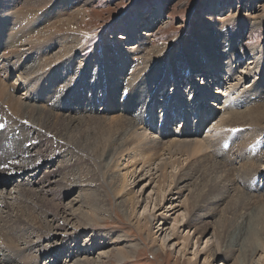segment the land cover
Masks as SVG:
<instances>
[{
    "label": "rangeland",
    "instance_id": "374dc122",
    "mask_svg": "<svg viewBox=\"0 0 264 264\" xmlns=\"http://www.w3.org/2000/svg\"><path fill=\"white\" fill-rule=\"evenodd\" d=\"M25 1L27 0H19L17 8L28 12L33 8L27 6ZM66 1L69 3L66 8H62L64 10L62 12L63 17L67 16L69 18L68 15L74 16L75 14L72 15V13L80 12L77 15L78 18H74V21L71 20V24H63L65 26L69 25L70 27L67 28L73 32H65L64 29L66 27H53V24L49 23L53 20H48L47 23L41 21L37 23L38 30L48 32L50 35L57 33V35L55 34L57 37L51 41L52 43L41 45V47L43 46V48L45 47L48 50L50 58L57 60V56L63 51V45L68 40H73L72 42L77 47L70 57H65L63 62L61 60L56 64L58 68L56 67L57 72H55V75H58V77L53 84L57 82L55 85L59 88V95L57 94L55 98L49 100V97L44 98L38 94L42 84L40 80L41 73L31 76L26 84L21 83L19 80L18 75L25 76L27 70L35 65V60L40 55L38 50H31L30 46V44L36 43L35 39L39 36H37V33H35L36 36L33 35V39L28 37L26 38V42L23 43L25 47L21 48V53L25 54V57L22 61H18L10 55L0 58V79H3L7 84H16L13 94L17 99L22 101L21 104L26 102V104H35L39 107L46 105L54 106L58 103L63 105L65 94L69 91L68 94L71 95V98H77L79 101L82 100L80 101L81 104H74L75 101L70 111L76 110L82 113L86 112L90 106H93L97 114H90V117L107 118V121L102 123L104 126L97 127V125H93L94 131L98 129L95 132L98 136L102 131L109 129L111 125L113 127L111 123L112 119L123 117L121 115L125 117L130 111H134V109L128 108L125 104L130 99L128 93L131 89V82L136 79L142 85L138 84L135 88L141 92L143 91L145 99V104L143 105L145 107L144 109L141 108L142 106L139 107V110L136 112L137 115H140L139 113L142 114V111L151 102H153L154 106L155 100L153 98L159 101L157 102L159 104L156 103L152 111H150L151 113L149 112V116L153 113L152 118L149 121L146 120L148 122H145L148 129L146 136L148 137L149 135V138L145 137L144 140L142 139L143 141H156L162 135H165L162 133L164 130L163 122L170 117L172 118L169 126L170 130L182 131L187 128L184 126L185 122L183 119L179 117L184 110H186L187 115L191 118V122H198L196 112L198 113V110H200L198 106L203 104L207 117L204 120V127L197 132V137L203 141L207 140V142L215 141L218 134L223 131L222 125H220L223 117L226 118L231 113L247 111V108L253 107L252 103L256 97H254L252 89L256 86L259 78L264 79V23H262L264 21V0ZM58 2L59 0H52L49 6L38 9L34 18H43L52 6L58 7ZM214 8H216L215 13H212ZM51 16L52 14L47 16L46 19ZM210 21H212V25H210ZM209 25L213 32H206L202 41L201 33H204L206 31L204 28ZM47 26L48 29L46 28ZM73 37H75V40ZM216 37L217 40L213 39ZM211 42L215 43L214 45L217 47V51L214 54H217V61L222 65H227L228 61L224 60L226 58L225 53L236 43L235 47L239 55L236 64L238 69H234L235 75H233V78L228 77L229 75L225 76L227 71L224 70L229 69L223 68L220 70L219 82L215 86L211 85L210 88L213 90L212 92H217V88H220L218 90L219 94L215 96L209 92L207 94L203 87L200 89L195 85L192 88L196 90V93L194 91L191 93L188 85H185L188 84L189 80L198 76L197 70L193 68L194 71H192V67L201 66L205 69L208 67L209 62H215L213 54L210 52L211 49L209 50L208 47ZM138 48L139 50H137ZM258 48H263L262 53H259L258 56L251 54L252 50ZM5 54L7 55L6 52ZM119 60H121L120 64L117 63ZM251 62H253L252 65H250ZM256 65L257 69H254ZM110 66L112 69H110ZM153 69L155 70L153 71ZM253 69L254 71L251 72ZM174 75L186 83L182 82L183 85L179 88L181 89L179 95H185L187 98L180 100L181 102L185 101L184 103L182 102L183 104L180 101L176 102L175 98H173L175 92H173L174 88L170 84L174 85L178 83L174 79ZM191 75L194 76L191 77ZM149 77L150 80L146 84L145 82ZM207 77L209 78L210 76L208 75ZM37 78L39 81H36ZM108 81H117L118 86L111 89L109 86L110 82L109 85L106 84ZM201 82H203V79ZM169 85L171 88H169L170 92L168 93V90L164 88ZM159 88L163 92L157 94ZM111 90L113 92L115 90L114 95L119 100V107L112 114L107 111L105 103L108 92L110 93ZM48 92L52 93L53 90L49 88ZM200 94L203 95L205 103L202 101ZM101 97L102 99H99ZM196 97H198L199 101H197L200 103L192 101ZM164 98L169 102L168 107L163 106L164 103L162 104ZM85 103L90 106L87 107ZM177 103L178 106L175 109ZM169 109H174L179 114L176 115V112ZM0 112L3 111L0 109ZM1 114L9 118V125L5 128L1 127L0 131L3 132L0 134L6 135L8 140H12L14 137L19 138L22 143L24 138L15 124V121L21 122L18 111L14 115H12L11 111ZM84 114L81 117L89 116V114ZM26 116V120H23L21 123L27 127H29V123L31 122L38 129L42 126V122H35L33 117L30 115ZM65 116L70 118V116L76 115L72 112H67ZM143 116L146 117L147 113H144ZM1 119L0 117V121ZM152 121L154 122L153 124L151 123ZM107 126L109 127L107 128ZM187 126L191 127L190 123ZM94 128L97 129L95 130ZM245 129L247 127L238 128L236 130H240L239 132L241 133H233L225 138L224 143L227 147L223 152L224 157H226L225 152L228 151L229 154L233 152L236 144H242L243 140L240 137L245 136ZM14 130L16 131L12 133ZM142 132V130L139 131V133ZM15 133L17 136H15ZM174 134H166L167 139L165 142L172 139ZM67 136V134H64L65 138ZM42 138L35 136L32 142L26 144L25 150L34 152L35 148L43 143L41 148L29 155V158L26 155V157H22L21 152L17 150L20 160L37 159L40 156L35 161L36 165L31 169L35 170V173H28L26 171L17 172L5 155L2 158L6 159L7 164L3 162L0 166V227H5L6 225L5 228L12 229L15 225L10 223L9 215L21 217L20 219L25 223V225H22V229L25 231L23 234L25 238L19 244L21 249L27 248L28 245H30L29 248L33 246L31 251L35 257L32 256V258H35L39 264H78L86 260L94 264L226 263L221 256L215 258V252L213 256L208 258L209 254L205 250L207 239H210L213 235L219 237L224 232L219 220L220 215L215 219H207L208 232L201 238L200 242L201 249H204L203 253L194 255L198 247L195 248L194 240L188 248H185L184 235L190 230V236L193 238L194 232L192 229L183 226L186 223V219L182 220V210L180 208L174 210V206L180 205L187 193H184L180 199H178L177 195L167 199L168 193L174 188V184L169 188L168 184H170L171 180H168L165 184V189L168 191L166 198L162 201L161 206L156 208L153 205L157 198V193L153 191L156 184L148 185L149 187L146 190L143 189V186L148 181L145 179L140 183L138 182L139 178L137 179V177L143 171L140 169L142 166L139 164V171L137 170L136 176L131 174L135 169L133 165L137 164V162L140 163L141 160H135L136 162H130L128 159L126 161L123 160L121 165H113V169H110L112 167L110 165L106 169L103 167V159H98L92 151H90L92 153L91 158L90 156L83 157V154L79 153L76 149V151L73 149H58V140L54 142V144L56 143V146H54L51 143H45L48 140L51 141V139ZM55 139H59L58 136ZM109 139L111 140L112 137H109ZM258 139L263 143V147L259 149V152L261 153V160L263 162L261 168L264 170V131ZM94 143L97 145L96 142ZM5 146L10 148V141H7ZM60 152L62 153L58 155ZM71 154L81 156L85 164L82 165V162L75 165L74 159L71 160L69 157ZM180 160H183V158ZM8 165L13 169L11 173L14 174H11V176L5 173L8 170L6 169ZM64 166H68L69 169L58 173V170ZM152 168L154 169V166ZM128 172L130 174L128 175L129 178H127L126 191L133 193L139 199V204L136 206V211L131 221L121 213L120 207L117 205L119 201L113 192L114 187L121 184ZM168 172L170 173L171 169H168ZM154 173L155 171L152 172V174ZM58 181L60 183L64 182V186L72 190L71 193L63 195V206L58 202V197H54L46 188L49 186L48 184H58ZM258 183L264 190L263 176L258 179ZM27 187L36 190L38 193L44 192L49 203H42L40 205L41 209L37 208L35 202L34 204H31V201L26 203L22 197L21 190ZM43 189L46 190L42 191ZM86 192L99 196L98 201L96 200L98 202L97 205L92 209H88L83 202ZM172 195H175V193ZM4 202L9 206V215L7 213L8 210L2 208ZM27 204L32 206L34 210L37 209L45 213V216L41 215L40 218H42L41 220L45 224L47 233H43L38 228L36 221L28 216L27 211V215H21L22 213L19 210L27 207ZM57 208L59 209L57 210ZM87 212L95 217V219H90V216H87ZM83 214L86 216H83ZM177 216L180 217L179 223L174 222ZM216 221H218V227L215 226ZM27 223H29V226H27ZM139 227L142 228L140 229ZM165 232L170 235L169 238L164 237ZM48 233L53 237L51 241L40 239L43 234L46 235ZM69 237L73 238L70 239ZM213 243L214 240H211L208 246L212 248L214 246ZM4 255H8L7 257L12 259L11 264H26L25 261L20 260L16 253L11 250L0 252V258H3ZM236 256H238L237 252L232 253L233 260ZM261 259H264V254L262 253L258 255L254 264H262V262L258 261ZM233 260L228 264H234Z\"/></svg>",
    "mask_w": 264,
    "mask_h": 264
},
{
    "label": "bare ground",
    "instance_id": "6f19581e",
    "mask_svg": "<svg viewBox=\"0 0 264 264\" xmlns=\"http://www.w3.org/2000/svg\"><path fill=\"white\" fill-rule=\"evenodd\" d=\"M18 1L19 0H17V2H15V0H0V58L8 57L10 55L18 61H22V59L25 57V54L21 53V48L25 47L23 43L26 42V38L28 37L33 39V37L36 36L35 33H37V36H39L36 37L37 39H35L36 43L34 42L35 44H30L31 50L36 49L40 53L39 57L37 58V60H35L34 63L35 65L37 64V66L35 67L34 65L33 67L29 68L25 73V76L19 74L18 77L21 83L26 84L27 81L30 80L31 76L41 73L40 80L42 84L41 89L39 90L40 92L38 91V94L41 97H49V100H52L57 94L59 95V88L55 85L57 82L53 84V82L58 77V75H55V72H57L58 68L56 64L61 60L63 62L65 57H70L71 53L74 52L77 47L72 42L73 40H68V42L63 45V51L57 56V60H55L54 58H50L48 50L45 47L43 48V46L41 47V45L52 43L51 41L55 40V38L57 37V33H55L56 35H50L48 32L38 30L37 23L39 21L47 23L48 20H53L52 22H49L53 24V27H66L64 29L65 32H73L71 29L70 31L67 28L70 27L69 25L65 26L63 24H71L72 21H74V18H78L77 15H79L80 12L72 13V15L75 14L74 16L68 15L70 19L67 18V16L63 17V9L66 8L69 2L66 0H59L57 4L58 7L52 6L50 9L51 11L49 10V12H47V14L43 16V18L45 19H43L42 17L37 19L34 18V16H36L38 9L49 6L52 0H27L25 1V4L33 8L28 12H24L23 10H19L17 8V4L19 3ZM59 9L61 10L56 11ZM215 9L216 8L213 9L212 13H215ZM50 14H52V16L46 19ZM211 22L212 21H210V25H212ZM262 23H264V21ZM210 25L204 28L206 30L204 31V33H201L202 41L204 40V34L206 32L212 31L210 29ZM48 26L46 27L47 29ZM73 39L75 40V37H73ZM213 39L217 40V37ZM214 44L215 43L211 42L210 46L208 47L209 50L211 49L210 52L213 54V60H215V62H209L208 67H206L205 69L201 66L192 67V71H194L193 68L197 70L198 76L196 78L189 80L188 84H186L185 81L183 82L181 78H178L176 75H174V79L178 81V83L170 85L174 88L173 92L175 93L173 95V98H175L176 102H179L181 99L186 98L185 95H179V91L181 90L179 88H181L183 83L186 84L185 86L188 85L191 93L193 91L196 93V90L192 88V86L195 85L200 89L203 87L207 94L210 93L215 96L216 94L220 93L218 91L220 90V88H217V92H212L213 90H211L210 88L211 85L215 86L219 82L221 73L220 70L223 68L229 69L224 71H227L225 76L229 75L228 77L230 78H233V75H235L233 71L235 68H237V57H239L238 50L235 47L236 43L226 51L227 53H225L226 58L224 60L228 61L227 65L225 64L226 66L217 61V54H214L217 51V47ZM262 49L263 48L254 49L251 51V54L258 56L259 53H262ZM137 50H139V48ZM5 52L7 53V55L5 54ZM117 63L120 64L121 60H119ZM252 64L253 62H251L250 65ZM110 69H112L111 66ZM254 69H257V65L256 67H254ZM254 69L251 72H253ZM154 70L155 69H153V71ZM202 74L203 76L201 77ZM208 75L210 76L209 78L207 77ZM193 76L194 75H191V77ZM202 79L203 82H201ZM149 80L150 77L145 83L148 84ZM36 81H39L38 78ZM106 84L109 85L111 89L118 86L117 81H108ZM138 84L142 85V83H139L136 79L131 82V89L128 93V97L130 99L125 104V106H127L128 108L134 109V111H132L133 113L130 111V109H128V111H130L127 115L128 117H124V115H121L123 117L112 119L111 123L113 124V127L112 125L111 127L107 126V128L109 127V129L102 131L101 134L98 133L99 135L97 136V133L95 132L98 129L96 128V130L94 128L96 130L94 131L92 128L93 125L102 127V123H104V121H107V118H100L95 116L90 117V114H97V112L95 111L93 106L87 105L86 103L85 104L87 105V107L90 106V108H88L86 112L79 113L76 110L70 111L72 109L71 106L75 101L76 102L74 104H78L82 100L79 101L77 100V98H71V95L68 94V90V92L65 94V98L63 99L65 100L63 105H60V103H58L54 105L56 108L49 105L39 107L35 104H26V102L21 104L22 101L20 99H17L13 94L16 88V84H7L3 79H0V109L3 111L0 112V117L2 118L0 121V129L1 127L5 128L7 125H9V118L1 113H8L10 111L12 112V115H14L16 111H18L21 122L23 120H26V115H30L31 117H33V120L35 122H42V126L38 129L36 125V127L33 126L34 124L32 122L29 123V127H27L20 121H15L17 129L20 130V132L22 133V137L24 138V141H22V143L19 138L14 137L12 140H8L6 135L0 134V166L1 164H3V162L4 164H7L6 159L2 158L3 155H5V157H7V160L11 161L13 168L17 172L26 171L28 173H35V170L31 169L34 165H36L35 161L40 158V156H38L37 159L31 158L29 160H20L18 157V151L21 152L22 157L26 155L27 158H29L30 154H33L42 147L43 143L39 147H36L34 152L25 150L26 144L28 142H32L35 136L51 139V141L53 142L48 140L45 143H51L54 146H56V143L54 144V142L58 140V149H76L79 151V153L83 154V157L90 156L91 158L92 153L90 151H92L98 159H103V167H105L106 169H108L110 165L112 166L110 169H113V165H121L123 160L126 161L128 159V161L130 162L141 160L140 163H134L135 165H133V167L135 169L133 168L134 172L131 174L133 176H136L139 165H141L142 167L140 169L143 171L142 174L137 177V179L139 178L138 182L140 183L145 179H147L148 181L143 186V189L146 190L153 183L156 184L153 188V191L157 193V198L155 199V201L153 200V205L156 206V208L158 206H161L162 201L166 198V194L168 191L165 189V184L168 182V180H171L170 184H168L169 188L173 184L174 188L170 193H168L167 199L176 195L178 196V199H180L184 193H187L185 199L181 201L180 205L174 206V210H176L177 208H180L182 210V220L186 219V223L183 226L188 229H192L194 232L193 238H191L190 236V230L187 231L186 235H184L183 241L185 248H188L194 240L195 248L198 246L194 255L203 253L204 249H201L200 242L201 238L208 232L207 219H215L220 215L219 220L224 232L219 237L213 235L210 239H207L205 250L207 251L206 253L209 254L208 258L213 256V253L215 252V258L221 256L226 262L225 264H228L231 260H233L232 253L237 252L238 256H236V258H234L233 260L234 264H254L258 255H260L261 253L264 254V190L258 183V179L261 176L264 177V170L261 168L263 162L261 160V153L259 152V149L263 147V143L258 139L260 134L264 131V79L259 78L256 86L252 89L253 95L254 97H256L255 101L252 103L253 107H249V109L247 108V111L244 110L243 112L239 113H231L226 118H220V125H222L221 128L223 131L218 134L215 141L210 142H207V140L203 141L202 139H199L197 137V132L204 127V120L207 117V114L204 111L205 109H203V104H200L198 106L200 110H198V113L196 112V116L198 118V122L196 123L191 122V118L189 117V115H187L186 110L182 111V114L179 117L183 119V121L185 122L184 126L187 127L182 131L170 130L169 126L172 119L170 116L168 120H164V130L162 133L165 135L168 133H175L172 139H169V141L167 140L165 142V140L167 139L165 135H162L159 140L156 141H143L144 138L147 137L146 132L148 130L146 127L147 124H145V122H148L150 118H152L153 113L149 116V112L152 111L156 103L159 101L153 98V100H155L154 106L153 102H151L149 105H147L146 109L142 111V114L139 113L140 115H137L136 112L139 110V107L142 106V109H144L145 107L143 106L145 104L143 91L141 92L140 90H136L135 88ZM170 85L165 86L164 88L165 90H168V93L170 92ZM49 88L53 90L52 93L48 92ZM11 90H13V92H11ZM114 92L113 90H111L110 93L108 92L107 98L105 99L107 111H109L110 114L114 113V111L117 110L116 108L119 107V100H117V98L115 97L116 95H114ZM160 92L163 91L159 88L157 90V94ZM205 96L207 97V95ZM201 98L203 101V95H201ZM99 99H102V97ZM163 100L164 102L162 101V104L164 103L163 106L166 107L169 102L165 98ZM197 100L198 97H196L192 101ZM182 102L181 104H183L185 101L183 103ZM203 102L205 103V101ZM177 106L178 103L175 109L177 108ZM169 110L174 111V109ZM67 112H72L76 116H70V118H68L67 116H65ZM84 113L89 114V116L81 117L85 115ZM144 113H147V116L149 118L147 116V118L144 117ZM178 114L179 112H176V115ZM124 118L125 120H123ZM10 120H12V118H10ZM151 123L153 124L154 122L152 121ZM188 123H190L191 127L187 126ZM88 124L90 125L87 126ZM161 126L160 128H162ZM155 127L158 128L157 126ZM243 127H247V129H245V136L240 137L243 140L242 144H236V146H234L233 152L231 154H229L228 151L225 152L226 157H224L223 152L227 147V145H225L224 143L225 138L229 135H232L233 133H241L239 132L240 130L237 131L236 129H241ZM141 130L143 132L139 133V131ZM15 131L16 130H14L12 133H14ZM2 132L0 131V133ZM31 134L33 135L32 137ZM64 134H67L68 136L65 138ZM15 136H17L16 133ZM56 136H58L60 140L55 139ZM109 137H112V141L109 139ZM147 138H149V135ZM7 141H10L11 143L10 148L5 146ZM94 142H96L97 145H95ZM132 145L135 146L132 147ZM61 153L62 152L58 153V155H60ZM69 157L71 160L74 159L75 165H78V163L81 164L83 162V158L79 155L71 154ZM181 158H183V160H180ZM83 164L85 163L83 162L82 165ZM153 166L154 169L152 168ZM6 169L8 170H6L5 173L8 176L14 174L11 173L13 172V169H11L9 165L6 167ZM68 169V166H64L62 167V169L60 168L58 170V173H62L63 171ZM168 169H171L170 173L168 172ZM153 171H155L154 174H152ZM129 174L130 173L128 172L127 176H124L123 181L120 185L114 187L113 192L115 194L114 196L119 201L117 205L120 207L119 209L121 213L125 217H127L129 221H131L133 215L135 214L136 206L139 204V199L133 193L126 191L127 178H129ZM60 175L62 176V174ZM156 175L157 177L155 178ZM110 178L111 180H113L112 177ZM63 183L59 182L58 184L55 183L54 185L48 184L49 186L46 187L54 197H58V202L62 206L64 205L62 203L64 198L63 195L71 193L72 191L68 187L66 188V186H64L65 184ZM20 186H22V184H20ZM44 190L46 189H43L42 191ZM21 193L26 203L31 201V204H34L35 202L38 209L42 208L40 206L42 203H49V200L47 196H45L44 192L38 193L36 190L27 187L22 188ZM89 193L86 192L84 194L85 199H83V202L84 204H86V207L88 209H92L93 207H95V205H97L99 196L94 194L91 195L92 193ZM173 193H175V195H172ZM58 194H60V196H58ZM2 208L4 210H8L7 213L9 215L10 209L6 202H4ZM58 209L59 208H57V210ZM19 211L22 213V216L27 215L28 212V216L32 220L34 219L36 221L38 228L41 229L43 233H47V230H45V224H43V221L41 220L42 218H40L41 215L45 216L44 212H41L37 209L34 210L33 207L29 205L25 208L23 207V209ZM9 216L10 223L14 224L16 227L14 226L15 228L13 227L12 229L5 228L6 225L5 227H0V252H7L11 250L12 252L16 253L17 257L20 260L25 261L26 264H39L35 258H32V256H34L31 251L33 249V246L29 248L30 245H28L27 248L21 249V246L19 244L20 241L25 238L23 235L25 231L24 229H22V225H25V223H23V221L20 219L21 217H12L11 215ZM83 216L86 215L83 214ZM87 216H90V219H95V217L90 215L89 212H87ZM174 222L179 223L180 217L177 216ZM46 225L48 226V224ZM27 226H29V223H27ZM215 226H219L218 221H216ZM139 228L141 229L142 227ZM164 237L169 238L170 235L165 232ZM69 238L72 239L73 237ZM40 239L51 241L53 237L48 233L46 235L43 234ZM211 240H214V246L212 248L211 246H208V243L211 242ZM48 252L50 253V251ZM7 256L8 255H4L3 258H0V264L12 263V259L8 258ZM258 261L264 264V259ZM78 264L94 263L86 260L84 262H79Z\"/></svg>",
    "mask_w": 264,
    "mask_h": 264
}]
</instances>
